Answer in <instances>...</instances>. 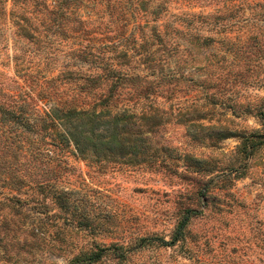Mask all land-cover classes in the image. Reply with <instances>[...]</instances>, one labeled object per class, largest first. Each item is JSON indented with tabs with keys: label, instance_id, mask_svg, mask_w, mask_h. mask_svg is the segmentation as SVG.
<instances>
[{
	"label": "rangeland",
	"instance_id": "1",
	"mask_svg": "<svg viewBox=\"0 0 264 264\" xmlns=\"http://www.w3.org/2000/svg\"><path fill=\"white\" fill-rule=\"evenodd\" d=\"M0 264H264V0H0Z\"/></svg>",
	"mask_w": 264,
	"mask_h": 264
},
{
	"label": "trees",
	"instance_id": "2",
	"mask_svg": "<svg viewBox=\"0 0 264 264\" xmlns=\"http://www.w3.org/2000/svg\"><path fill=\"white\" fill-rule=\"evenodd\" d=\"M57 112L58 110H54L53 113L51 114L45 113V116L49 117L50 121L46 122V120L42 118L38 130L33 129V125L36 124L38 118H34L32 122H28L25 124L29 130L44 132L47 129L48 125L50 126L52 124H55L56 126L55 121L57 119H60L61 124L63 126V130L60 128L59 129L57 128V133H56L57 137H59L61 142H63L64 144H68L71 139L76 144V146L80 148L82 152H85L91 145L90 142H91V137L94 132L95 122L91 119H86L81 116H75L70 110L64 113V116L67 120L63 121L61 119L62 117H60ZM20 114L19 113L17 115L14 114L13 115V117L15 118L14 120H17V119L19 121L23 120L21 119V117L22 118L24 117ZM71 116H74L76 120L73 119ZM43 135L44 134H42V136ZM30 143H35V142L34 140H31ZM189 212L191 211L188 210L183 216V218L181 219V221L179 222L171 240L166 241L163 239H159L157 237H148V238L151 240L152 239L161 240L164 244H173L174 242H176L183 236L184 226L186 225L187 221L190 218V214H188ZM148 238L143 237L142 240H147Z\"/></svg>",
	"mask_w": 264,
	"mask_h": 264
}]
</instances>
